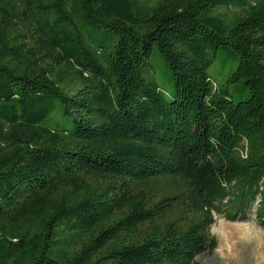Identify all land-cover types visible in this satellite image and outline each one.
<instances>
[{"label": "trees", "instance_id": "1", "mask_svg": "<svg viewBox=\"0 0 264 264\" xmlns=\"http://www.w3.org/2000/svg\"><path fill=\"white\" fill-rule=\"evenodd\" d=\"M216 216L264 228V0H0V264H197Z\"/></svg>", "mask_w": 264, "mask_h": 264}, {"label": "rangeland", "instance_id": "2", "mask_svg": "<svg viewBox=\"0 0 264 264\" xmlns=\"http://www.w3.org/2000/svg\"><path fill=\"white\" fill-rule=\"evenodd\" d=\"M155 79L171 97L174 85L162 59L154 54ZM237 60L231 57L223 61L220 57L209 68V73L217 84L225 83L236 70ZM246 93L235 94L236 100L246 99ZM210 235L217 240L213 252H206L196 259L197 264H264V228L254 216L247 221H229L216 216L210 228Z\"/></svg>", "mask_w": 264, "mask_h": 264}]
</instances>
